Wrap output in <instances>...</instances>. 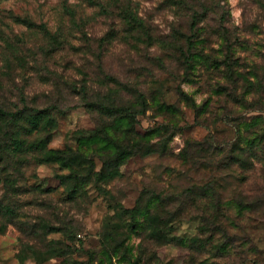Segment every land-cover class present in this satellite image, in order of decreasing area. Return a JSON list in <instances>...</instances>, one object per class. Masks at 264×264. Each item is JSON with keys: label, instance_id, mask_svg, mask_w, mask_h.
I'll return each mask as SVG.
<instances>
[{"label": "rangeland", "instance_id": "obj_1", "mask_svg": "<svg viewBox=\"0 0 264 264\" xmlns=\"http://www.w3.org/2000/svg\"><path fill=\"white\" fill-rule=\"evenodd\" d=\"M0 109V264H264V0H0Z\"/></svg>", "mask_w": 264, "mask_h": 264}, {"label": "trees", "instance_id": "obj_2", "mask_svg": "<svg viewBox=\"0 0 264 264\" xmlns=\"http://www.w3.org/2000/svg\"><path fill=\"white\" fill-rule=\"evenodd\" d=\"M26 110H29V108H25ZM48 109L47 110H44V111H42L41 113H48ZM109 113H116L117 111H115V110H112V109H108L107 110ZM39 114H41L40 112H38ZM21 114H24L23 113V111H21V112H17V113H7V112H5L4 110H1L0 109V117H10L11 118V121H15L16 119H18L19 118V116L21 115ZM129 117L130 118H132L133 120H135L136 118H135V116H133V115H131V114H129ZM132 120V121H133ZM134 132L135 134H136V136H139L140 138L141 137H143V136H146V135H149L150 134V132H147L145 135H142L141 133H139L137 130H136V127H134L133 126V128H131V130H130V132ZM64 178V177H63Z\"/></svg>", "mask_w": 264, "mask_h": 264}]
</instances>
